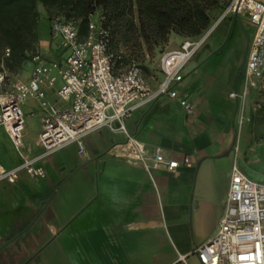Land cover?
Instances as JSON below:
<instances>
[{"label":"crops","instance_id":"1","mask_svg":"<svg viewBox=\"0 0 264 264\" xmlns=\"http://www.w3.org/2000/svg\"><path fill=\"white\" fill-rule=\"evenodd\" d=\"M243 18L251 37L254 27ZM221 40L187 64L178 86L193 102V115L161 96L124 120L147 152L158 146L166 157L188 156L192 165L146 170L111 150L125 141L121 132H89L83 156L69 144L39 162L44 177L23 173L15 183L0 182V264H200L193 250L217 228L232 164L264 183V126L239 127V100L228 96L240 88L241 70L232 63L239 36L220 46ZM214 59L225 66L224 78L209 70ZM204 62L201 78L197 66ZM259 93H248L246 117L256 115ZM41 151L35 142L25 152Z\"/></svg>","mask_w":264,"mask_h":264},{"label":"built area","instance_id":"2","mask_svg":"<svg viewBox=\"0 0 264 264\" xmlns=\"http://www.w3.org/2000/svg\"><path fill=\"white\" fill-rule=\"evenodd\" d=\"M227 14L245 17L254 27L240 73L239 91L228 96L239 100V127L249 120L245 101L251 89L264 90V0H229L216 21L195 38H184L178 47L167 49L159 57L160 79L152 84L136 63L118 69L108 48V31L101 24L99 13L88 16L84 33L78 20L53 16L50 19L49 41L56 58H47L36 47L30 55V73L26 79L8 72L0 64V129H3L21 162L11 168L0 163V182L15 183L20 172L30 177H44L40 161L49 154L74 144L77 154H85L83 138L89 132L106 127L119 131L125 141L111 148L113 153L139 161L146 170L163 168L175 171L190 167L191 159L166 157L160 147L147 152L125 128L124 120L133 110L166 96L175 100L187 116L194 113V104L178 86L187 64L210 33ZM8 48L4 56H8ZM56 96L67 105L58 107L46 98L42 85L53 87ZM28 98L40 108V130L36 144L41 153L29 156L25 151V116L23 104ZM115 148V150H114ZM236 149V148H235ZM193 253L200 264H264V183L248 178L235 162L215 232L198 244Z\"/></svg>","mask_w":264,"mask_h":264},{"label":"rangeland","instance_id":"3","mask_svg":"<svg viewBox=\"0 0 264 264\" xmlns=\"http://www.w3.org/2000/svg\"><path fill=\"white\" fill-rule=\"evenodd\" d=\"M131 1L132 7L131 11L128 13V19L132 21V28L125 30L121 27V30L118 31V33H116L115 35V44L112 46L113 51L118 55L119 58L117 68L124 69L129 64L136 63L141 67L143 74L148 79V81H150L152 84H155L160 79V55L167 49H173L178 47L180 42L184 38H186V35L182 33H177L172 28L167 30L165 36L162 35V30L157 26L158 17H156L148 10V7H151V5L157 3L156 0ZM164 1L172 7L181 5L171 0ZM165 2L163 4H165ZM36 11L38 13V16L36 19V23L33 26L32 32L31 34H29L28 39L30 45H36L42 48L45 51L46 57L52 59L54 50L49 41V18L53 16H62L63 12L57 10L53 6H43L41 4L36 5ZM221 13L219 14V16L221 15ZM216 19L214 20V22L216 21ZM141 26H143L142 29ZM223 34L224 38L221 37L223 36ZM237 36H239V43L236 46L232 63L238 66L240 71L245 60L244 55L246 52V43L250 38V32L247 31L246 20L243 17L234 14H227L223 19L219 21L215 29L210 33L203 45L199 48V50L195 53L191 60H193L194 58L200 59V56L205 51V48L207 46L208 48L212 47V45L215 44L217 40L222 39L220 44L221 46L225 42H229L231 40L236 39ZM214 60L217 61H212L211 63L209 62V64H212L209 65L211 67L209 70L213 71L214 76L216 75L217 77L219 76V78H224L223 76H226V73H224L226 72L225 66H222L221 60ZM0 64L8 72L18 74L21 79H26L30 73L31 65L28 59H21L20 61H17L15 67L12 70L7 69L3 62H0ZM197 67V72H199L201 78H204L203 69L204 67H207L205 66V62L201 63ZM206 69H208V67L205 68V70ZM223 73L224 75H222ZM59 85L60 81H57L53 87L42 85V89L50 97H57L55 94V89ZM232 90L239 91V88L235 87ZM254 97H256V99L253 100V106L257 107L256 115L251 116L246 123L248 126L252 127H263L264 93L256 94L254 95ZM22 109L25 116V134L23 137L24 147L22 148V151H26L28 148H32L35 145L36 137L40 130L38 115L40 108L38 107L36 102L27 99L26 104L22 106ZM30 111H32V113ZM19 158L20 156L11 144L7 133L3 129H0V162L13 163L17 162ZM23 173L25 172H20L21 175H23Z\"/></svg>","mask_w":264,"mask_h":264},{"label":"trees","instance_id":"4","mask_svg":"<svg viewBox=\"0 0 264 264\" xmlns=\"http://www.w3.org/2000/svg\"><path fill=\"white\" fill-rule=\"evenodd\" d=\"M156 1L157 3L148 7V10L158 17L157 26L162 30V35L165 36L167 30L172 28L190 38H195L208 29L229 2L171 0L181 4L172 7L164 0ZM38 4L55 7L63 12V18L78 20L81 34L86 30L90 14L102 15L101 24L108 31V48L113 53L117 67L119 58L112 46L121 27L125 30L132 28V21L128 19L132 7L131 0H0V62H3L7 69L12 70L21 59H28L30 62L31 52L38 47L30 45L28 39L36 23ZM5 48L9 50L8 56H4Z\"/></svg>","mask_w":264,"mask_h":264},{"label":"flooded vegetation","instance_id":"5","mask_svg":"<svg viewBox=\"0 0 264 264\" xmlns=\"http://www.w3.org/2000/svg\"><path fill=\"white\" fill-rule=\"evenodd\" d=\"M239 77H240V74H239Z\"/></svg>","mask_w":264,"mask_h":264}]
</instances>
